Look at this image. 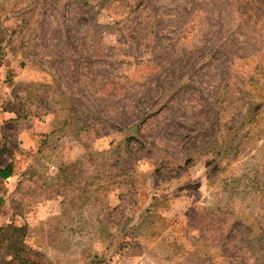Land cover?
<instances>
[{"label":"rangeland","instance_id":"1","mask_svg":"<svg viewBox=\"0 0 264 264\" xmlns=\"http://www.w3.org/2000/svg\"><path fill=\"white\" fill-rule=\"evenodd\" d=\"M0 48L61 130L20 193L64 196L19 223L0 195V264L19 232L38 264H264V0H0Z\"/></svg>","mask_w":264,"mask_h":264},{"label":"crops","instance_id":"2","mask_svg":"<svg viewBox=\"0 0 264 264\" xmlns=\"http://www.w3.org/2000/svg\"><path fill=\"white\" fill-rule=\"evenodd\" d=\"M11 53L0 60V169L12 165L13 172L6 179L0 178V183L6 185V189L0 195H3L7 201L18 198L17 192L15 196L12 192L15 189L13 187H19V209L26 208L25 213L19 212V223H29L34 217L42 215V212L61 206L64 196L44 195L24 198L20 193L23 189L34 190L37 188V179L32 178L34 173L31 166L34 163L32 161L43 160L44 146L48 140L55 136V132H53L55 127L52 122L53 112L36 106L31 107L29 113H25L19 106L20 102H17L7 83L12 74L11 69H14V81L24 84L41 81L40 72L21 56L12 57ZM60 138H64V142L66 141L61 154L65 163L83 158L86 149L82 140L65 136H60ZM60 172L58 169L52 175L56 177ZM10 197L11 199H8ZM6 206L7 204H5ZM6 218L5 216L0 217V224L6 221Z\"/></svg>","mask_w":264,"mask_h":264},{"label":"trees","instance_id":"3","mask_svg":"<svg viewBox=\"0 0 264 264\" xmlns=\"http://www.w3.org/2000/svg\"><path fill=\"white\" fill-rule=\"evenodd\" d=\"M0 50H1V52H2V50L4 51V49L2 48H0ZM3 55H5L6 56V53L5 54H3ZM4 56V57H5ZM4 57L2 58V59H0V60H3L4 59ZM24 65V64H23ZM34 66V65H33ZM19 102H20V100H19ZM19 106L20 107H22V110L25 112V113H29L28 111L30 110H27V109H25V107L23 106V103L22 102H20V104H19ZM74 122V120L73 119H71V118H65V120H64V124L66 125V124H68V123H71V122ZM75 122H77V120H75ZM64 126V125H63ZM57 131H61V130H59V129H57V128H55L54 129V131L53 132H57ZM12 172H13V166L12 165H10V166H8V167H6L5 169H0V178L2 179H6V178H8V177H10V175L12 174ZM7 229H9L10 228V226H8V227H6ZM6 229V230H7ZM5 230V231H6ZM17 232V231H16ZM4 233V232H3ZM0 237L2 238H4V239H0L1 241H3V240H7V239H5V237H7V235L6 234H0ZM10 238H11V240L13 241V246H14V249H15V247L17 246L18 247V249L16 250L15 249V252L14 253H16L15 254V261L16 260H18L19 261V264H38V262H34V261H32V260H28V258L27 257H24L23 255H22V253L24 252V246H23V244L22 243H24L25 244V240H24V235L23 234H21L20 232H19V235L17 236V239H15V234H13V235H11L10 236ZM18 244H19V246H18ZM26 250V249H25ZM16 257H19L18 259H16ZM0 263H2L1 261H0ZM5 264H12L11 262H5ZM18 264V263H17Z\"/></svg>","mask_w":264,"mask_h":264}]
</instances>
